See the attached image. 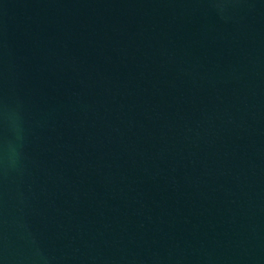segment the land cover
I'll use <instances>...</instances> for the list:
<instances>
[{"label":"water","instance_id":"1","mask_svg":"<svg viewBox=\"0 0 264 264\" xmlns=\"http://www.w3.org/2000/svg\"><path fill=\"white\" fill-rule=\"evenodd\" d=\"M0 264H264V0H0Z\"/></svg>","mask_w":264,"mask_h":264},{"label":"clouds","instance_id":"2","mask_svg":"<svg viewBox=\"0 0 264 264\" xmlns=\"http://www.w3.org/2000/svg\"><path fill=\"white\" fill-rule=\"evenodd\" d=\"M9 151L8 147L6 148V153Z\"/></svg>","mask_w":264,"mask_h":264}]
</instances>
